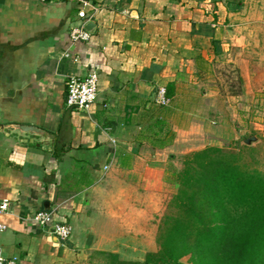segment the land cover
I'll use <instances>...</instances> for the list:
<instances>
[{
    "label": "crops",
    "instance_id": "crops-1",
    "mask_svg": "<svg viewBox=\"0 0 264 264\" xmlns=\"http://www.w3.org/2000/svg\"><path fill=\"white\" fill-rule=\"evenodd\" d=\"M246 5L247 0H90L87 18L79 20L73 2L0 0L4 258L17 264H95L103 252L134 260L137 237L128 229L143 226L135 215L151 219L149 204L165 194L167 184L173 187L167 168L175 153L194 151L199 140L213 137V123L206 120L223 115L207 103L215 96L200 84L227 50L224 39ZM81 23L94 24L93 33L87 42L71 43L70 30ZM92 70L99 78L97 101L87 112L72 110L69 137L60 138L69 110L66 79ZM160 88L170 100L166 107L156 104ZM9 125L54 137L11 132ZM226 130L221 126L222 134ZM43 211L70 225V240L60 242L31 221Z\"/></svg>",
    "mask_w": 264,
    "mask_h": 264
},
{
    "label": "trees",
    "instance_id": "trees-1",
    "mask_svg": "<svg viewBox=\"0 0 264 264\" xmlns=\"http://www.w3.org/2000/svg\"><path fill=\"white\" fill-rule=\"evenodd\" d=\"M168 183L176 192L158 250L142 263L100 255L116 264H264V171L241 163L239 152L208 147L184 156Z\"/></svg>",
    "mask_w": 264,
    "mask_h": 264
},
{
    "label": "rangeland",
    "instance_id": "rangeland-1",
    "mask_svg": "<svg viewBox=\"0 0 264 264\" xmlns=\"http://www.w3.org/2000/svg\"><path fill=\"white\" fill-rule=\"evenodd\" d=\"M245 12L235 20V27L230 28L231 33L224 39L227 44L224 49L227 50L217 56L205 82L200 84L201 88L207 89L208 95L215 96L208 97L207 103L223 113L222 116L206 120L213 123L210 125L213 137L199 140L196 146L193 145L194 151L176 152L174 164L167 168L169 174L171 169L182 167L184 156L208 147L239 152L241 163L264 171V0H247ZM198 113H201L200 109ZM221 126L227 128L223 134L220 132ZM251 137L256 141L245 145L243 141ZM166 189L163 196L156 197L149 204L151 210L148 215L151 219L144 221L143 216L135 215L137 224L139 222L143 226L128 229L133 237H137L132 245L134 260L121 261L142 263L147 253L158 250V228L168 213L167 204L176 192L175 187L170 188L168 184ZM94 261L95 264H116L113 258L106 255L96 256ZM181 262L189 263L187 257Z\"/></svg>",
    "mask_w": 264,
    "mask_h": 264
},
{
    "label": "built area",
    "instance_id": "built-area-1",
    "mask_svg": "<svg viewBox=\"0 0 264 264\" xmlns=\"http://www.w3.org/2000/svg\"><path fill=\"white\" fill-rule=\"evenodd\" d=\"M41 3L47 1H65L73 2L79 5L77 17L79 20L87 18L86 10L90 6V0H37ZM85 23L72 27L69 33L71 43L87 42L90 33L84 29ZM67 58L69 55L66 53ZM75 61V60H74ZM98 73L95 70L90 71L84 78L71 75L66 79V99L67 108L76 112H87L96 103L98 98ZM169 98L166 95L165 88H160L157 92L156 104L162 107L169 105ZM114 143L113 140H111ZM104 170H107L105 167ZM8 208V202L2 201L0 212H5ZM37 226L43 228L47 234L55 237L60 242H66L71 237V227L67 223L59 222L54 219L52 212H38L31 218ZM5 226L0 224V233L5 231ZM0 264H17L16 258L6 259L0 254Z\"/></svg>",
    "mask_w": 264,
    "mask_h": 264
},
{
    "label": "water",
    "instance_id": "water-1",
    "mask_svg": "<svg viewBox=\"0 0 264 264\" xmlns=\"http://www.w3.org/2000/svg\"><path fill=\"white\" fill-rule=\"evenodd\" d=\"M84 29L88 33L92 34L93 30H94V24L87 23L84 26ZM71 111H72L71 109L66 111L65 116H64L63 121H62V124L60 126V133H59L58 137L63 136L62 137L63 139H67V137H69V134H68L67 130L70 131V125H71L70 113H71ZM5 128L8 131H11V132H19V133H24V134H32V135H35V136H43V137H45L47 139H49L50 137H54V136H50L48 133H46V132H44L42 130H39V129L35 128V127L9 125V126H5ZM255 141H256V138L251 137V138L245 139L243 142H244L245 145H250L251 143H253Z\"/></svg>",
    "mask_w": 264,
    "mask_h": 264
}]
</instances>
